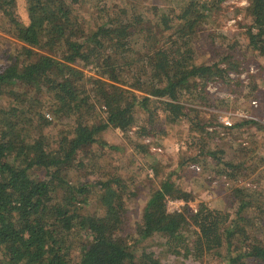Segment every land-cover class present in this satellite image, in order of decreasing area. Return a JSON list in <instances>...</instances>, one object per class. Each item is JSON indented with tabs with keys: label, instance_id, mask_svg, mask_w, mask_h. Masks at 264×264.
I'll return each instance as SVG.
<instances>
[{
	"label": "trees",
	"instance_id": "trees-1",
	"mask_svg": "<svg viewBox=\"0 0 264 264\" xmlns=\"http://www.w3.org/2000/svg\"><path fill=\"white\" fill-rule=\"evenodd\" d=\"M81 1L0 0V28L21 41L0 68V264H164L140 241L159 235L178 252L193 233L196 256L215 250L220 264H264V205L246 188L235 191L233 216L205 201L171 211L169 198L192 193L169 175L147 199L134 240L128 178L117 168L87 177L86 158L115 147L103 136L108 126L132 128L147 151L143 139L164 130L165 119L191 118L183 102L206 101L211 81H234L242 60L233 51L198 61L193 44L199 23L225 0H182L178 11L152 15L133 1L113 3L98 7L96 25H85ZM248 9L246 46L264 54V0ZM215 152L219 174L235 176L242 163Z\"/></svg>",
	"mask_w": 264,
	"mask_h": 264
},
{
	"label": "rangeland",
	"instance_id": "rangeland-1",
	"mask_svg": "<svg viewBox=\"0 0 264 264\" xmlns=\"http://www.w3.org/2000/svg\"><path fill=\"white\" fill-rule=\"evenodd\" d=\"M129 1H133L132 6L152 15L154 12L171 14L178 11L182 0H82L78 5L82 6L85 25H96L99 21L98 7L113 3L127 7L130 6ZM17 3L20 7L25 4L24 0H17ZM248 6L249 0H225L219 10L199 23L193 35L198 61H210L220 51H233L242 60L241 72L231 73L233 82L216 79L206 87V101L183 102L191 118L165 119L164 130L143 139L147 151L133 141L136 136L132 128L125 131L110 125L103 130V136L115 147L106 146L104 155L97 159L94 156L86 158L89 179L98 178L105 169L117 168L134 188L127 201L131 220L128 233L134 240L138 237L136 228L147 199L161 179L169 175L192 193L188 201L173 198L178 201L170 203V209H182L188 205L194 210L199 202L205 201L209 206L233 216L239 205L235 196L238 187L254 193L264 205V54L246 46L248 37L243 32L250 25ZM3 21L5 15L0 10V22ZM175 27H178L177 23ZM171 31L159 29L158 36ZM20 44L21 41L0 28V68L9 63V55L19 49ZM93 71L87 69L86 72L92 74ZM249 89L256 93L255 98L245 96ZM224 117H229L231 123L224 122ZM243 118H252L256 122L239 125ZM211 151L242 163L236 175L219 174ZM98 196L97 193L93 195L88 205L90 208L98 207ZM247 212L249 217L256 214L251 209ZM254 224L250 219L248 227L251 229ZM195 237V233L191 234L186 239L188 248L182 245L178 252L163 243L159 235L145 238L140 243H147L158 251L164 264H220L222 257L215 250L196 256ZM219 250L225 254L226 248Z\"/></svg>",
	"mask_w": 264,
	"mask_h": 264
},
{
	"label": "built area",
	"instance_id": "built-area-1",
	"mask_svg": "<svg viewBox=\"0 0 264 264\" xmlns=\"http://www.w3.org/2000/svg\"><path fill=\"white\" fill-rule=\"evenodd\" d=\"M253 103L254 104H256L257 103V101L255 100V99H253ZM223 121L225 122V121H227L228 123H231V120L229 119V117H224L223 118ZM178 200H174L173 198H169L168 200H167V207H168V209L169 210H171V211H173V210H176V209H170L169 207V204L171 203H176ZM179 210L181 209V208H178Z\"/></svg>",
	"mask_w": 264,
	"mask_h": 264
}]
</instances>
